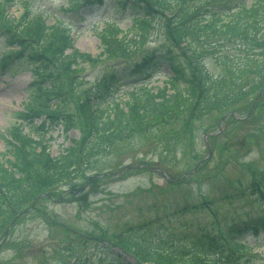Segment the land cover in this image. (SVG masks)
<instances>
[{"label":"rangeland","instance_id":"1","mask_svg":"<svg viewBox=\"0 0 264 264\" xmlns=\"http://www.w3.org/2000/svg\"><path fill=\"white\" fill-rule=\"evenodd\" d=\"M112 1L84 12L86 18L81 22L79 16L68 11L72 0H0V19L9 20L11 29L37 15H41L48 26L63 23L67 29L66 24H70L67 31L74 48L91 58V61L78 59L69 73L52 62L49 55L43 63L47 70L38 73L37 79L32 81L36 73L30 70L29 58H6L5 55L15 48L5 38H0V57L5 56V60L0 58L5 66L0 70V163L8 165L11 159L12 143L16 142L14 132L42 136L50 157L66 149L75 152L82 134L78 105L92 96L101 77L112 71L118 73L124 68H134L135 63L154 49L157 53L166 49L173 51L176 43L166 40L159 20L149 22L142 38L137 40L139 32L132 27V18L138 16L122 17L120 11H115ZM151 1L148 4L158 3L161 12L172 2ZM166 1L168 3L164 4ZM229 1L239 3L238 0ZM262 1L243 0L246 8ZM187 10L190 14L194 12L191 4ZM212 11L211 8L205 10L201 19L211 20ZM111 24L122 30L119 37L135 39L136 43H130L133 45L131 58L107 59L105 56L104 49L115 35ZM180 36L178 34V38ZM207 36H210L207 43L214 45L216 37L208 33ZM190 41L198 54L195 60L203 69L202 78L208 81L207 85L218 77H229L227 68L235 70L244 64L243 57L238 63L230 61L236 52V43L208 49L204 38ZM172 58L178 56L174 54ZM253 68L258 70L235 81L255 82L264 78V63L257 62ZM50 74L64 84L62 107L63 116L69 117L67 131L58 118L48 119L54 125L46 129L44 115L32 120L20 116L33 100L48 105L49 101H41L40 86L51 81L40 77ZM171 75V68L163 63L152 77L138 80L137 87L161 88ZM88 90L90 92L86 93ZM131 90L130 83L120 84L112 97L115 102L126 101V93ZM262 91L255 89L240 96L241 90L234 99L197 117L180 112L176 120L169 121L166 126H156L116 141L106 153L82 157L79 176H70L33 198L23 212L0 229V264H83L87 259V264H101L99 257L104 252L94 250L98 241L87 239L86 235H104L108 239L115 237L125 241L133 236L141 249L152 251L166 247L183 235L192 240L209 232H221L225 236L233 225H251L252 221L264 217ZM235 92L234 88L228 94ZM51 100L57 99L54 96ZM231 111L235 117L229 113ZM127 166L131 168L117 174ZM244 238L257 255L251 264H264V232L261 230L258 238L251 234ZM131 255H124L127 264H152Z\"/></svg>","mask_w":264,"mask_h":264},{"label":"trees","instance_id":"2","mask_svg":"<svg viewBox=\"0 0 264 264\" xmlns=\"http://www.w3.org/2000/svg\"><path fill=\"white\" fill-rule=\"evenodd\" d=\"M149 1L114 2L121 12L128 11L129 14L140 16L133 18L132 25L139 32L137 40L142 38L149 22L159 20L166 40L176 43L173 51L166 49L162 53H157L153 50L150 55L135 63L134 68H124L118 73L112 71L101 77V82L95 86L92 96L86 97L78 105L82 134L75 152L66 149L56 157H50L42 136L32 137L13 133L16 142L12 143L11 159L8 165L0 163V229L23 211L33 198L45 191L48 192L58 183L65 182L70 176H79V167L82 164L79 159L82 157L106 153L116 141L128 139L134 134L149 131L156 126H166L169 121L176 120L180 112H186L189 117H197L208 113L226 100L234 99L241 90L240 96H246L249 92L264 87V78L255 82L245 79L235 81L241 80L244 74L255 73L258 68L254 69L253 65L257 62L264 63V0L250 8H246L243 0H238L237 5L230 3L229 0H172L166 5L165 12L158 10L160 8L158 3H152L153 6L151 4L150 6ZM99 2L101 0H72L68 11L77 17ZM166 3L168 2L164 4ZM190 4L194 9L192 14L187 10ZM231 4L236 6H230ZM208 8L213 9L211 12L213 17L211 20H202V14ZM191 17L193 18L189 19ZM10 24L9 20L0 19V26L2 25L0 38H5L12 48H15V51L5 56L29 58L28 63L32 65L30 68L34 74L36 73V77L38 73L47 70L43 63L47 61L49 55L52 56V62L69 73L73 71L72 66L78 59L91 61L88 55L81 54L73 47L63 23L55 25V22L48 26L40 17L33 16L22 26H17L18 28L11 29ZM115 30V35L109 42L107 41L108 43L106 42L105 56L107 59L131 58L133 48L131 44L136 43L135 39L118 37L120 30L118 28ZM207 33L216 37L213 39L214 45L207 43L210 37ZM178 34L182 36L178 38ZM201 38H204L208 49H213L215 45L236 43L234 46L236 52L230 57V61L238 63L239 58L243 57V66L235 69L237 72L227 68L226 73L230 74L229 77H218L207 85L208 81L202 78L203 69L199 68L195 60L198 54L190 41L198 42ZM180 44L184 47H180ZM66 50L70 52L66 54ZM172 54H176L178 58H172ZM5 56H1V60H5ZM163 63L171 68L172 75L167 77L161 88L134 86L138 78L154 75ZM1 65L0 63V69L5 68ZM40 78L51 81L40 86L43 97L41 101L44 99L46 103L49 101L48 105H41L39 100L38 102L33 100L30 107L26 108L28 114L20 116L30 117L32 120L36 114L45 115L46 129L54 125L48 119H60L63 129L67 131V126H70L69 117L63 116L62 107L65 102L64 84L58 83L51 74ZM126 83L133 85V90L127 92L126 101L115 102L111 97L113 91L120 84ZM246 84L250 85L245 86ZM234 88L236 92L228 94ZM169 90H172L171 93ZM54 96L57 100H51ZM262 229L264 230V218L253 221L251 225L231 229L230 239L221 235L213 236L210 233H205L197 240L180 236L166 247L152 251L141 249L138 243L133 241V237L127 241L115 237L108 239L104 235L99 237L86 235L85 238L98 241L94 245V250L104 252L99 257L101 264H127L124 260V255L127 254H132L138 259L144 258L145 263L152 264H251V260L257 255L245 244L244 237L251 234L258 238ZM231 239L238 242L231 243ZM189 241H192V244ZM120 243L123 245H119ZM112 248L118 251L114 253ZM88 262L87 259L83 264Z\"/></svg>","mask_w":264,"mask_h":264}]
</instances>
